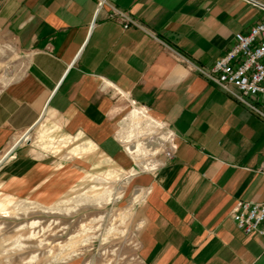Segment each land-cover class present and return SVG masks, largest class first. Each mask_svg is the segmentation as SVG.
I'll return each instance as SVG.
<instances>
[{
    "label": "crops",
    "instance_id": "crops-1",
    "mask_svg": "<svg viewBox=\"0 0 264 264\" xmlns=\"http://www.w3.org/2000/svg\"><path fill=\"white\" fill-rule=\"evenodd\" d=\"M98 1L0 0V47L23 58L0 86V152L41 125L56 140L44 144L120 168L138 192L141 264H264V238L232 215L239 201L264 202V119L199 71L264 22V8ZM113 8L138 24L125 28ZM261 99L246 97L263 109Z\"/></svg>",
    "mask_w": 264,
    "mask_h": 264
},
{
    "label": "rangeland",
    "instance_id": "rangeland-1",
    "mask_svg": "<svg viewBox=\"0 0 264 264\" xmlns=\"http://www.w3.org/2000/svg\"><path fill=\"white\" fill-rule=\"evenodd\" d=\"M22 67L20 52L0 47V86ZM141 114L132 113L135 135L143 131ZM48 131L40 125L0 152V264H141L136 186L120 168L99 159L89 166L44 144V136L56 142Z\"/></svg>",
    "mask_w": 264,
    "mask_h": 264
},
{
    "label": "built area",
    "instance_id": "built-area-1",
    "mask_svg": "<svg viewBox=\"0 0 264 264\" xmlns=\"http://www.w3.org/2000/svg\"><path fill=\"white\" fill-rule=\"evenodd\" d=\"M264 8L263 4L258 3ZM105 0L98 1V9ZM126 28L138 23L126 12L113 8L111 14ZM199 71L212 83L246 103L262 119L264 108H258L246 100V97H262L264 107V22L251 26L245 34L235 36V42L226 54L218 58L209 69ZM25 137V136H24ZM171 156V151H166ZM232 215L246 234L257 233L264 238V202L239 201L232 210Z\"/></svg>",
    "mask_w": 264,
    "mask_h": 264
}]
</instances>
